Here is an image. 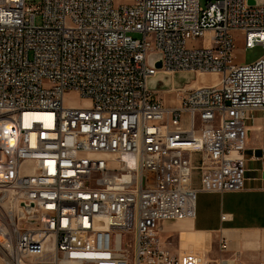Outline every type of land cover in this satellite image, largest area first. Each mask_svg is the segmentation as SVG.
Here are the masks:
<instances>
[{"label":"built area","instance_id":"obj_1","mask_svg":"<svg viewBox=\"0 0 264 264\" xmlns=\"http://www.w3.org/2000/svg\"><path fill=\"white\" fill-rule=\"evenodd\" d=\"M238 37L264 49V0H0V264H187L163 224L244 191L264 121V56L237 63ZM167 73L195 79L154 88Z\"/></svg>","mask_w":264,"mask_h":264},{"label":"crops","instance_id":"obj_2","mask_svg":"<svg viewBox=\"0 0 264 264\" xmlns=\"http://www.w3.org/2000/svg\"><path fill=\"white\" fill-rule=\"evenodd\" d=\"M238 39H240L238 37ZM264 56V54H263ZM247 52L242 45L236 48V62L246 63ZM263 111L252 110L247 114V135L246 148L244 152L246 165L245 189L240 193L226 194H205L200 193L197 199V217L194 220H181L176 229L172 226H165L163 230L168 229L176 232L179 240V248L173 252L179 255L187 264H217L219 260L211 261L206 254L201 257L200 252L194 249L184 250L181 247L179 234H194L197 237L205 236L206 241L217 234H227L230 238V245L234 250L240 251L241 258L251 261L256 259L259 264L264 262V165L260 160L262 150L264 149V121ZM197 165L198 161L195 159ZM193 187H200V174L198 171L193 175ZM226 215L227 219L223 221L221 217ZM177 222V221H176ZM174 236H169L162 240L171 250L168 240ZM172 251V250H171ZM206 262H203V260ZM228 260L235 264L233 259ZM242 260V261H243ZM245 260V263H251ZM214 262V263H213Z\"/></svg>","mask_w":264,"mask_h":264},{"label":"rangeland","instance_id":"obj_3","mask_svg":"<svg viewBox=\"0 0 264 264\" xmlns=\"http://www.w3.org/2000/svg\"><path fill=\"white\" fill-rule=\"evenodd\" d=\"M40 1L41 0H27V4L36 6L40 3ZM215 1L216 0H200V4H201V6L204 7L209 2H215ZM134 2H135V0H115V6H119L121 4L130 5V4H133ZM132 36L135 39L141 38V36L138 34H134ZM198 44H200V43H198ZM242 45H243L242 40L237 39V46L239 48H241ZM246 52H247L246 63L251 64L263 56L264 49L262 47H257V48H254L252 50H247ZM160 78H162V80L157 86L159 89H162L164 87V84H166L167 82H169V84L171 83L170 78H174L176 83L183 84L185 81L194 80L195 76L187 74V73H174V74L167 73V74H161ZM166 80H167V82H166ZM195 81H197L196 85H202V86L205 84H211V83L216 84L217 76L200 75V79L197 78V80H195ZM195 81H192V83L195 84ZM162 96H163V94H162ZM65 105L69 106V107H81V106L85 105V100L80 98L77 94L70 93V94H67L65 97ZM30 168H31V166H28L26 168V170H28ZM186 221H189V220H186ZM179 222L180 221L169 222V223H166L165 226H172L173 229H176V225H179ZM179 235H180V239H181V247L184 250V252H186L187 249L190 250V248L194 246V249L197 252H200L201 257L204 258L205 254H206V257L209 258L211 261H216V260H221V259H233L235 261V264H246L245 260L251 261L250 258H246L245 260H243V258L240 257L241 252L234 250L231 247L230 242H229V246H228L227 250L222 252L220 250V240L222 239L221 234L214 235L213 240L211 238L207 241H206L205 236L197 237L194 234H179ZM162 236L164 238H167L169 236H174L173 238H171L167 241L168 244H170L169 247L172 250L171 252H175L179 248V240H178V235L176 232L174 233L173 231L165 229L162 231ZM225 238H227V237L225 236ZM203 262H206V260L204 259ZM257 262L258 261L256 259H254V261L252 260L251 263H247V264H256Z\"/></svg>","mask_w":264,"mask_h":264},{"label":"bare ground","instance_id":"obj_4","mask_svg":"<svg viewBox=\"0 0 264 264\" xmlns=\"http://www.w3.org/2000/svg\"><path fill=\"white\" fill-rule=\"evenodd\" d=\"M184 76V75H183ZM215 76V75H214ZM196 82L197 81H195V84H193V83H191V86L190 87H197V86H200V85H196ZM225 236L228 238H225ZM222 237H224L228 242L230 241V238H229V236L227 235V234H225V232L222 234ZM223 262H226V263H228V264H233V263H231V262H229L228 260H222Z\"/></svg>","mask_w":264,"mask_h":264},{"label":"water","instance_id":"obj_5","mask_svg":"<svg viewBox=\"0 0 264 264\" xmlns=\"http://www.w3.org/2000/svg\"><path fill=\"white\" fill-rule=\"evenodd\" d=\"M250 2L253 3V0H250ZM157 67H158V68H161V64H158ZM161 80H162V79L158 78V79L152 81V82H151L152 86H153L154 88H157V85L161 82ZM166 82H167V80H166ZM167 83H168V82H167Z\"/></svg>","mask_w":264,"mask_h":264}]
</instances>
